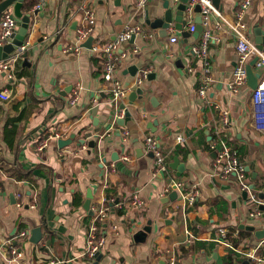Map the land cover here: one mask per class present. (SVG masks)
<instances>
[{
    "label": "crops",
    "instance_id": "crops-1",
    "mask_svg": "<svg viewBox=\"0 0 264 264\" xmlns=\"http://www.w3.org/2000/svg\"><path fill=\"white\" fill-rule=\"evenodd\" d=\"M39 1L25 0L22 7L31 14L24 42L28 62L21 55L10 69H0V92L10 90L9 99L0 97V264H168L170 253L182 264H228L229 248L214 240L220 228L234 231L240 250L257 249L264 256V237L256 235L264 230V215L254 214L256 203L236 175L224 177L216 169L218 146H212L223 111H229L231 124L222 134L246 163L250 185L264 201V132L252 125L253 89L248 84L234 92L229 86L238 63L229 24L240 0H221L225 18L211 20L209 102L198 94L204 65L191 49L201 43L203 31L183 36L171 26L161 36L146 22L148 15L163 16L165 0H148L142 9L136 0H44L35 13ZM84 4L96 13L93 41L114 39L128 23L156 33L136 35L118 49L117 77L129 90L123 102L112 100L102 62L90 47L67 50L77 43ZM245 20L256 43L264 37V0H252ZM146 69L148 77L137 86ZM138 87L144 89L142 98L130 100ZM75 89L79 98L73 103ZM55 133L61 136L50 140ZM148 135L159 141L169 173L160 171L147 151ZM72 136L60 146L59 139ZM170 175L181 188L166 192ZM89 190L93 214L84 207ZM175 190L177 198L165 201ZM134 192L144 199L143 208L132 204ZM101 210L108 216L98 234L106 242L102 257L89 260L88 230ZM150 221L146 238L136 239ZM190 233L196 238L188 244ZM239 255L242 261L235 264L248 259Z\"/></svg>",
    "mask_w": 264,
    "mask_h": 264
},
{
    "label": "built area",
    "instance_id": "built-area-1",
    "mask_svg": "<svg viewBox=\"0 0 264 264\" xmlns=\"http://www.w3.org/2000/svg\"><path fill=\"white\" fill-rule=\"evenodd\" d=\"M182 0H172V5L177 6ZM148 0H136V7L139 9L144 8L147 5ZM252 5V0H240L239 9L236 11V20L234 24H229L231 30L236 37V49L238 54V63L234 68L232 80L229 83L230 88L234 92H238L241 88L248 85L247 66L250 61L257 56L255 62V68L260 72L258 80V86L252 90L251 96V121L255 129L264 132V44L263 48L259 49L255 41H253L248 34L249 28L245 20L246 13ZM196 6H200V12L196 11ZM45 7L44 0L39 1L35 9H42ZM185 18L189 31L197 30V23L195 22V16L201 15L203 34L200 44H194L191 49L194 54L203 60V73L198 87V94L206 101H210L208 97L209 85L212 81L211 67L208 59V47L209 41L214 37L211 20L215 17L224 20L222 12L217 8L213 0H188L184 10ZM96 23V13L92 5L84 4L81 11V24L77 30V43L74 46H68L67 50L79 52L83 48V43L87 41L90 36H93V31ZM216 27H221V22L216 21ZM19 28V22L13 11H6L0 18V45H3L11 41V35L15 33ZM142 35L147 38H154L156 33L153 30L146 29L140 24L128 23L124 26L114 39L102 41L100 39L93 41L91 50L96 53L103 65L102 77L110 87V93L112 100L115 103L123 102L127 99L129 90L123 85V82L117 77L118 72V49L122 44L129 42L133 36ZM176 37H172L171 41L175 42ZM27 46L21 45L19 50L9 57L2 60L0 63V69L8 70L11 65L16 63L21 55L25 52ZM150 70L146 69L136 79V84L141 85L143 80L148 77ZM80 89V88H79ZM79 89H75L73 92L71 102H76L79 98ZM0 97L3 99L10 98V90L4 89L0 92ZM123 112V111H122ZM231 124L229 111H223L221 128L216 129L217 139L212 142V146L217 148V153L214 159V165L216 169L227 177L231 174L236 175L238 185L241 190L247 191L248 197L256 203V209L254 214L256 216L264 215V201L258 197L257 193L250 185L248 178V172L246 163L239 157L238 153L231 145H229L225 135V129ZM128 134V132H124ZM225 134V133H224ZM61 136L60 133H55L50 137V140L57 139ZM180 139L182 137H179ZM144 144L147 151L153 154L156 166L160 171L169 173V166L165 159V155L161 150L159 141L153 136L148 135L144 139ZM47 142H43L39 145V150L45 148ZM127 158V157H125ZM171 184L167 187L166 192H169L172 188L178 190L181 188V183L170 175ZM195 197L189 196V203L194 202ZM132 204L137 208H143L145 206L144 199L138 192H134L132 195ZM108 212L101 210L97 217L92 221L87 238V247L84 252V257L89 260H93L96 255L101 252L105 246L106 236L98 234V224L106 220ZM22 234H25L23 232ZM219 237L215 238L218 243L224 244L229 249L244 254L247 258L251 259L252 264H261L264 262V256L257 253V249H250L242 251L238 246H235L231 239L228 237V232L225 228L219 229ZM196 238V235L190 233L187 243L190 244ZM12 252L16 253L15 248H12ZM168 264H182L176 254L169 255Z\"/></svg>",
    "mask_w": 264,
    "mask_h": 264
},
{
    "label": "water",
    "instance_id": "water-1",
    "mask_svg": "<svg viewBox=\"0 0 264 264\" xmlns=\"http://www.w3.org/2000/svg\"><path fill=\"white\" fill-rule=\"evenodd\" d=\"M187 1L188 0H182L181 3L175 7L173 5L170 6L169 0H165V4H164L165 12H164L163 16L156 17V18L152 19L148 15L147 19H146L147 24L151 28L157 30L158 34H160L161 36L168 35V28L171 26H173L175 29L181 30L183 36L189 35V33H190L189 30H183L184 27L187 25V19L185 18V14H184L185 5H186ZM24 2H25V0H2V1H0V17L2 16V14L4 12L10 10L11 7H13L14 15L21 22L18 30L11 35V41H9L3 45H0V60H3L5 58L9 57L12 53L19 50L20 46L23 45L25 42V39H26V36L28 33L29 24H30L31 14L23 12L22 7H23ZM213 3L217 8L221 7V0H213ZM196 11L200 12V6H196ZM34 12L38 13L39 9H35ZM196 23H197V30L203 31L201 15H198L196 17ZM260 30L262 33L264 32V31H262L261 28H260ZM134 38H135V36H133L132 39H134ZM263 38L262 39H259V38L256 39V43H257V46L259 49L263 48V44H264ZM93 40H94V37L90 36L87 39V41H85L83 43V46L91 47ZM22 56L25 58L24 63L26 64V62H28L27 61V52H24L22 54ZM256 60H257V56H255L250 61L249 65L247 66L248 84L252 89H256V87L258 86V80L260 77V72L254 70V65H255ZM138 94H141L140 96L142 98V95L144 94V89L142 87H138L136 89V91H134L130 94V96H129L130 100L133 101L136 98L135 96ZM126 115H130V113L127 112ZM123 120L124 119H118L119 122H124ZM97 136H98V134H97ZM72 138H73V136L69 139H59L58 142H59L60 146H65L67 143L71 142ZM95 144H96V141H94V140H92L90 142V145L92 147H94ZM114 154L116 156L114 158L117 159L118 158L117 153H114ZM151 155L153 156L152 153H151ZM245 194L247 195V191H245ZM260 195L262 197L264 196V194H260ZM177 196H178V193L175 190L169 196L165 197L164 200L169 201L170 199L177 198ZM92 197H93L92 192L89 190L87 193V199L85 200V203H84V207L89 211H91ZM262 208L264 209V206H262ZM91 214H93V211H91ZM241 227L254 230L253 226L241 225ZM151 229H152V225H151V221H150L148 223V225H146L145 227H143L142 229H140L138 231L137 235L135 236L136 239L139 238L140 236H142L145 239L147 233H149L151 231ZM40 230H41V228L37 227V228H35L34 232L36 233V231L39 232ZM256 235L259 238H263L264 237V230L256 231ZM38 238L39 237H36V239H33V241H37ZM96 257H97V259H100L102 257V253L99 252L96 255ZM242 264H252L251 259L250 258L246 259ZM261 264H264V262Z\"/></svg>",
    "mask_w": 264,
    "mask_h": 264
},
{
    "label": "trees",
    "instance_id": "trees-1",
    "mask_svg": "<svg viewBox=\"0 0 264 264\" xmlns=\"http://www.w3.org/2000/svg\"><path fill=\"white\" fill-rule=\"evenodd\" d=\"M0 1H2V0H0ZM76 202L78 204L81 203L80 196H77ZM228 237L231 239L232 243L235 246H238L239 239H238V236L234 234V231H232V230L229 231L228 232ZM239 258H240V255H239V253L237 251H235L234 249H229L228 255H227L228 264H235V262H241L242 259H239Z\"/></svg>",
    "mask_w": 264,
    "mask_h": 264
}]
</instances>
